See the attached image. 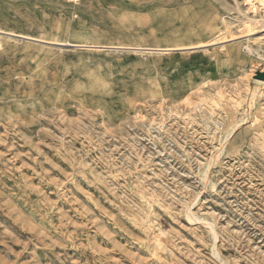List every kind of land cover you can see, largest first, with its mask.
I'll return each mask as SVG.
<instances>
[{"label":"rangeland","instance_id":"374dc122","mask_svg":"<svg viewBox=\"0 0 264 264\" xmlns=\"http://www.w3.org/2000/svg\"><path fill=\"white\" fill-rule=\"evenodd\" d=\"M263 3L0 0V264H264Z\"/></svg>","mask_w":264,"mask_h":264},{"label":"bare ground","instance_id":"6f19581e","mask_svg":"<svg viewBox=\"0 0 264 264\" xmlns=\"http://www.w3.org/2000/svg\"><path fill=\"white\" fill-rule=\"evenodd\" d=\"M251 1V0H250ZM251 3V2H250ZM262 3V2H261ZM264 5V3L262 4ZM264 12V11H263ZM257 84L262 85L264 84V82L261 81H256ZM192 90L186 89V88H182V87H178L175 94L178 96L176 101L180 102L183 101L184 103L189 102V100H191L190 94H191ZM191 102V101H190ZM198 106V105H197ZM199 108V107H198ZM197 195V194H196ZM175 197V196H174Z\"/></svg>","mask_w":264,"mask_h":264},{"label":"water","instance_id":"95a60500","mask_svg":"<svg viewBox=\"0 0 264 264\" xmlns=\"http://www.w3.org/2000/svg\"><path fill=\"white\" fill-rule=\"evenodd\" d=\"M258 79L264 80V72L263 73H258Z\"/></svg>","mask_w":264,"mask_h":264}]
</instances>
